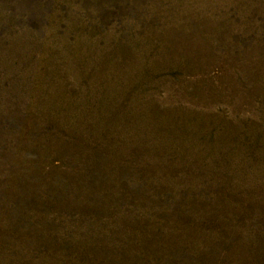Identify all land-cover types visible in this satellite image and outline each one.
Listing matches in <instances>:
<instances>
[{
  "label": "rangeland",
  "instance_id": "1",
  "mask_svg": "<svg viewBox=\"0 0 264 264\" xmlns=\"http://www.w3.org/2000/svg\"><path fill=\"white\" fill-rule=\"evenodd\" d=\"M0 264H264V0H0Z\"/></svg>",
  "mask_w": 264,
  "mask_h": 264
}]
</instances>
